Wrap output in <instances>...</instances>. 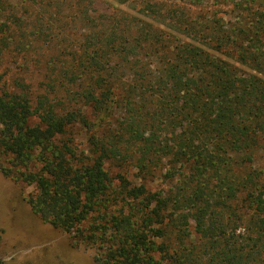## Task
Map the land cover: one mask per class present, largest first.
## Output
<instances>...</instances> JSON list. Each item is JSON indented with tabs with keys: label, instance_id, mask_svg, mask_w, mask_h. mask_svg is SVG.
Instances as JSON below:
<instances>
[{
	"label": "trees",
	"instance_id": "1",
	"mask_svg": "<svg viewBox=\"0 0 264 264\" xmlns=\"http://www.w3.org/2000/svg\"><path fill=\"white\" fill-rule=\"evenodd\" d=\"M72 3L0 0V59L22 61L0 72V173L95 264H264V0L199 40L173 8Z\"/></svg>",
	"mask_w": 264,
	"mask_h": 264
},
{
	"label": "rangeland",
	"instance_id": "2",
	"mask_svg": "<svg viewBox=\"0 0 264 264\" xmlns=\"http://www.w3.org/2000/svg\"><path fill=\"white\" fill-rule=\"evenodd\" d=\"M68 1L73 2L72 4L79 10L87 9L96 15H100L101 12H115V8L119 11L126 10L130 15H133L136 9L152 8L151 6L168 10L173 8L177 10L176 13L180 18L189 17L201 24L198 27V40L206 36L208 26L216 23L218 28H227L238 21L246 10L245 7L237 5V0ZM64 6L62 7L64 8ZM179 17L177 16V18ZM136 18L141 22L143 20L152 21L151 18L147 19L148 17L144 15H138ZM158 20L161 27L163 25L167 27L174 19L166 15V18L158 17ZM152 22L157 25L154 21ZM74 27L72 33L80 34L81 23L78 21ZM213 52L221 57H224L226 53V51L220 54ZM14 60L22 62L20 58L0 59V72L5 71ZM34 65L13 66L12 73L8 75H12L13 78L19 77L23 80H30L32 84L36 85L39 82V77L35 76L34 72L39 69ZM77 134L79 140L83 139L80 131ZM164 187L165 185L160 179L154 178L148 183V188L151 190ZM33 193L34 188L32 186H27L22 182H14L0 173V264H95L93 249L72 245L67 234L43 223L31 212L26 200ZM232 205L236 210L237 217L241 216L236 202H233Z\"/></svg>",
	"mask_w": 264,
	"mask_h": 264
}]
</instances>
